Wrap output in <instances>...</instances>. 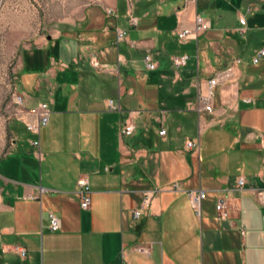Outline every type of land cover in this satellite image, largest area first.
Returning a JSON list of instances; mask_svg holds the SVG:
<instances>
[{
  "label": "crops",
  "instance_id": "obj_1",
  "mask_svg": "<svg viewBox=\"0 0 264 264\" xmlns=\"http://www.w3.org/2000/svg\"><path fill=\"white\" fill-rule=\"evenodd\" d=\"M237 3L240 17L264 15V0L47 2L52 32L39 50L49 56L26 69L48 101L23 94L26 106L48 102L51 114L40 148L24 123L9 124L0 158V264H264V58L248 65L249 26L240 36L225 26ZM197 14L210 27L180 40ZM121 28L128 37L118 42ZM148 53L156 70L145 66ZM91 54L106 68H94ZM182 55L187 64L175 68L173 57ZM237 57L233 79L215 88L206 110L208 79ZM131 115L136 129L127 141L121 125ZM18 124L23 130L13 129ZM190 139L197 146L188 148ZM80 175L90 181L88 209ZM198 189L206 191L200 212L189 194ZM149 190L150 206L135 219ZM220 196L229 200L227 220L216 210ZM50 212L61 229H51Z\"/></svg>",
  "mask_w": 264,
  "mask_h": 264
},
{
  "label": "rangeland",
  "instance_id": "obj_2",
  "mask_svg": "<svg viewBox=\"0 0 264 264\" xmlns=\"http://www.w3.org/2000/svg\"><path fill=\"white\" fill-rule=\"evenodd\" d=\"M48 1L0 0V158L6 153L11 141L9 124L15 121L20 109L14 102V92L17 90L19 93L31 94L39 98L38 100L48 101L46 92L37 95L34 89L36 77L30 75L28 68L26 69V65L35 69L41 55L49 56L47 49L39 50L48 42L47 36L52 32L48 22ZM239 8L238 3L235 4L234 9L230 8L226 12L224 23L225 26L235 30L239 36L242 35L240 28L249 26V33L245 37L250 35L251 40L247 45L245 62L253 65L252 58L249 59V57L264 47V29L262 28L264 15H261L263 12L254 11L247 15L248 25H242ZM257 25L260 28H257ZM259 93L264 97V84L260 85ZM260 105L264 106V103ZM15 126L13 127L15 130L19 128L23 130L24 127L22 124ZM139 130L136 132L139 133ZM193 131L197 132L196 125ZM143 133L145 130L141 131L140 136ZM128 139L133 140V136L125 138L127 141Z\"/></svg>",
  "mask_w": 264,
  "mask_h": 264
},
{
  "label": "built area",
  "instance_id": "obj_3",
  "mask_svg": "<svg viewBox=\"0 0 264 264\" xmlns=\"http://www.w3.org/2000/svg\"><path fill=\"white\" fill-rule=\"evenodd\" d=\"M189 2L190 0H185ZM251 8H248L250 11ZM108 13L112 14L114 10L112 8L107 9ZM240 22L242 25L247 24L246 16L240 17ZM133 24H136L135 20H132ZM210 24L205 20V18L201 14H197L196 16V27L194 29H183L178 32V36L180 40H188V39H197L200 32L209 28ZM247 27H243L241 29L242 34H246ZM128 37V29L121 28L117 32V40L118 42L126 40ZM85 57V56H83ZM88 60L92 64V66L98 70L105 69L104 64L99 60L96 54L88 55ZM119 61L121 57L119 56ZM264 58V48L260 49L256 54L252 57V62L254 64H258ZM188 55L175 56L172 59L173 65L175 68H180L187 64ZM144 63L147 69L156 70L158 68V62L154 58L153 54L148 53L144 56ZM241 63V58L237 57L233 60V62L227 65L225 68L217 70L212 77L208 79L209 85V93L207 96L202 97L201 101L204 104L206 110L212 111V98L214 96V90L216 87L221 86L231 79H233L236 71V67ZM14 102L20 108L17 117L14 122H22L25 124L27 130L34 135L31 139V144L34 148H40V134L42 127L46 126L49 123L50 119V106L48 102H40L35 107H28L25 104V96L23 93H19L17 90L13 94ZM109 108L111 110L119 109V105L115 102L114 99H109ZM136 129V124L134 121V117L129 116L121 125V135L126 138L133 134ZM166 133V129L162 128L160 130V134L163 135ZM261 145L264 148V138L261 139ZM197 146V141L190 139L187 142L188 148H193ZM245 183L244 178L238 179V186L243 187ZM79 187V195L81 199V207L83 209H88L91 206V190H90V181L87 175H80L77 181ZM190 199L195 209L200 212L201 204L206 195V191L204 189L193 190L189 192ZM153 198L152 191H146L140 206L133 212L134 218H139L142 213L147 210L150 206L151 200ZM216 210L219 217L223 220H227L228 218V210H229V200L225 196H220L216 202ZM49 221L50 227L53 231H57L61 229V220L55 215L53 212L49 213ZM15 250L23 257L26 258L28 250L25 247L16 246ZM138 250L141 252H148V250L144 247H138Z\"/></svg>",
  "mask_w": 264,
  "mask_h": 264
}]
</instances>
